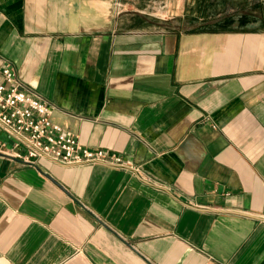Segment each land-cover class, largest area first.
Returning a JSON list of instances; mask_svg holds the SVG:
<instances>
[{"label":"crops","instance_id":"1","mask_svg":"<svg viewBox=\"0 0 264 264\" xmlns=\"http://www.w3.org/2000/svg\"><path fill=\"white\" fill-rule=\"evenodd\" d=\"M146 1L0 0V84L9 64L147 178L0 152V264H264V19L168 0L170 26Z\"/></svg>","mask_w":264,"mask_h":264},{"label":"built area","instance_id":"2","mask_svg":"<svg viewBox=\"0 0 264 264\" xmlns=\"http://www.w3.org/2000/svg\"><path fill=\"white\" fill-rule=\"evenodd\" d=\"M3 79L0 127L14 142L11 149L2 143L0 152L28 163L46 158L63 166L103 164L143 176L142 168L133 161L102 149L90 150L71 132L53 122L56 106L28 90L9 64L3 69Z\"/></svg>","mask_w":264,"mask_h":264},{"label":"rangeland","instance_id":"3","mask_svg":"<svg viewBox=\"0 0 264 264\" xmlns=\"http://www.w3.org/2000/svg\"><path fill=\"white\" fill-rule=\"evenodd\" d=\"M129 1V0H128ZM255 3H251L250 7L248 4L246 7L241 8V16H253L258 19H264V0H252ZM242 4H244V0H241ZM122 5V4H121ZM245 6V5H242ZM145 16H148L154 20L161 22L162 24H170V26H178L176 23H172L175 20L174 14L170 11L168 0H147L145 2V7L142 10ZM232 13H230L231 15ZM233 15V14H232ZM184 14L182 17H176V21H182ZM259 25V23H258ZM257 25V26H258ZM189 29H183L182 31H188Z\"/></svg>","mask_w":264,"mask_h":264}]
</instances>
